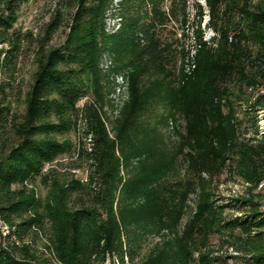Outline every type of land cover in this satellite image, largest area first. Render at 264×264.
Instances as JSON below:
<instances>
[{
  "label": "trees",
  "instance_id": "1",
  "mask_svg": "<svg viewBox=\"0 0 264 264\" xmlns=\"http://www.w3.org/2000/svg\"><path fill=\"white\" fill-rule=\"evenodd\" d=\"M29 1L0 0V214L13 227L0 264H216L210 236L223 231L263 264L260 192L218 203L204 182L230 160L264 179V0H57L38 32L16 27ZM78 126L86 174L64 178L46 164L72 150L61 136ZM36 178L43 196L14 187Z\"/></svg>",
  "mask_w": 264,
  "mask_h": 264
},
{
  "label": "rangeland",
  "instance_id": "2",
  "mask_svg": "<svg viewBox=\"0 0 264 264\" xmlns=\"http://www.w3.org/2000/svg\"><path fill=\"white\" fill-rule=\"evenodd\" d=\"M194 0H189L192 3ZM202 4H204L203 0H198ZM57 0H32L27 3H24L21 8L20 16L18 22L16 23V27L22 29H32L34 32H38L41 30L49 17V13L55 8ZM190 10L192 11V7L190 6ZM207 15H205L202 19L201 27L203 28L204 38H209L212 34V31L204 26V23L207 20ZM115 19L113 17H109L106 20L107 28L114 26ZM64 27H61L55 33L53 42H60L64 38L65 31ZM178 30H181L180 28ZM174 36L179 38V42H189V37L186 36L184 39V35H181L178 31L177 34ZM106 58L103 61L105 64ZM35 68V63L32 54L26 56L23 61L21 62L20 73H19V80L22 83L23 87V94L28 88V84L32 78V73ZM121 81V77L117 78ZM257 85H253L250 87V91L253 95H256L255 88ZM120 89V88H119ZM117 89V92L113 95L115 102L120 103L121 100L126 96L125 94V87H122L121 90ZM255 97V96H253ZM83 100L79 101V104H82ZM23 108V106H22ZM109 110V114H111V110ZM152 112L147 111L144 117H149L151 122H154L156 117L150 116ZM243 115L240 112V117ZM259 119H264V114L260 115L258 113ZM248 121V120H247ZM182 120H179V126H181ZM159 128L165 138V141L170 143V140L173 139L174 135H171L170 126L160 123ZM81 126L76 127L75 129L70 130L69 132L65 133L61 136V138H68L73 142V148L69 152H65L57 157L52 162L46 164V168H54L62 177H71V176H79L84 177L85 172V162L78 154V145L81 143ZM231 162V163H230ZM233 160H230L228 165L225 166L221 172L215 174L212 179H207L204 182L205 188L208 191L214 192L215 197H217V202H227L229 197L240 195L244 192L247 186H253L255 192H258V182H251L244 178L237 170L233 168ZM79 166V167H78ZM64 180V179H63ZM22 186H27L28 188H35L39 195H44L46 193L45 185L38 179L32 181H25L19 182L14 185L16 188H21ZM260 192V191H259ZM258 192V193H259ZM261 194V193H260ZM262 197V194H261ZM197 194L190 195V199L188 202V206L186 207V215L185 218L191 214L192 209L194 208L196 202ZM230 199V198H229ZM262 201V198L260 199ZM236 213L235 209L230 207H225L222 215L227 218L232 214ZM234 236L231 235L229 231L223 232H215L212 233L210 236V241L214 246H216V250L212 253L213 255L218 256L216 264H259L256 262L255 258L250 254H245L239 250H236L233 246H229L225 240L229 242H235ZM156 239L152 236L148 237L145 242L143 243L141 253L145 252L155 241ZM221 241L224 243L220 246ZM264 264V263H263Z\"/></svg>",
  "mask_w": 264,
  "mask_h": 264
},
{
  "label": "bare ground",
  "instance_id": "3",
  "mask_svg": "<svg viewBox=\"0 0 264 264\" xmlns=\"http://www.w3.org/2000/svg\"><path fill=\"white\" fill-rule=\"evenodd\" d=\"M260 111V115H262L264 112H262L263 110H259ZM264 117V116H263ZM259 123L261 125L264 124V119L263 118H260L259 120ZM262 181L261 180L259 183H258V190L260 191V193L262 194V201H261V209L264 211V185H262ZM0 221H2V224H3V228L1 229V237H2V240H3V245H5V241L6 239L8 238L9 234H11V231H12V226L9 222H7L0 214ZM102 264H119V260L118 258H115V257H111L109 254H107V256L105 257L104 261L102 262Z\"/></svg>",
  "mask_w": 264,
  "mask_h": 264
},
{
  "label": "built area",
  "instance_id": "4",
  "mask_svg": "<svg viewBox=\"0 0 264 264\" xmlns=\"http://www.w3.org/2000/svg\"><path fill=\"white\" fill-rule=\"evenodd\" d=\"M262 185H264V181H262ZM3 228L2 221H0V236H1V229Z\"/></svg>",
  "mask_w": 264,
  "mask_h": 264
}]
</instances>
